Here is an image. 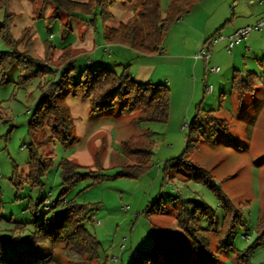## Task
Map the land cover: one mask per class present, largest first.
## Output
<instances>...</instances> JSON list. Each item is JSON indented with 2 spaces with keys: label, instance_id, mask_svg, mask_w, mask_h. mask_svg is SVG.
<instances>
[{
  "label": "rangeland",
  "instance_id": "1",
  "mask_svg": "<svg viewBox=\"0 0 264 264\" xmlns=\"http://www.w3.org/2000/svg\"><path fill=\"white\" fill-rule=\"evenodd\" d=\"M110 1L114 16L107 23L108 27H117L139 12L141 0ZM160 2L165 13L170 0ZM203 3L204 7L214 5L215 14L221 15L219 21H224L219 28L233 17V13L238 15L241 11L235 6V0H204ZM243 4H247L246 1ZM100 12L97 7L95 13L99 15ZM9 14L17 15L11 25V35L15 39L29 28L27 36L33 40L30 54L34 58L44 57L46 41L57 47L58 56L64 48L71 46L75 67L73 77L78 82L87 66L95 69L105 65L123 73L129 63L115 48L111 55L108 51L104 52L105 27L99 16L91 23L92 16L70 15L65 8L57 9L53 0H38L36 4L31 0H9L6 9L0 11V54L13 51L1 31ZM233 21L229 20L222 31L232 28ZM67 24L69 27L63 31ZM255 32L264 36L262 31ZM244 41L241 53L237 52L239 44L231 51L223 44H217L205 64V60L194 59L201 46L187 60L189 75L192 73L191 66L198 63L196 70L202 86L199 100H203V104L199 100L197 102L205 111L216 110L218 117L228 121V133L220 131L214 137L203 138L190 158L193 164L212 175L215 183L247 221V229L242 226L236 229L232 237L233 246L229 250L218 252L219 241L216 234H212V250L216 252L217 264H236L238 255L255 243L256 226L264 211V45L248 51L249 42ZM179 47L182 51L183 46ZM20 49L24 50V47ZM214 66L220 67V72H211ZM65 68L27 82L24 80L26 66L18 60L5 70L3 77L0 72V252L15 257L25 246L24 239L33 231V221L46 214L48 217L52 215L48 212L50 205L47 201L56 200L62 191L60 164L63 159L74 160L85 170H96L99 157L103 172L113 176L92 186L81 182L65 197L91 206L93 222L87 223V228L100 244L99 259L95 264H131L135 253L143 255L150 248L161 228L185 237L174 209L180 200L193 207L198 202L208 205L215 211L216 224L220 227L224 209L215 192L204 182L195 180L186 170L169 168L166 172L169 161L185 152L188 126L196 116L199 104L193 105L187 117L186 112L180 110L178 100L173 103L168 122L135 125L131 122L133 115L118 108L90 115V100L69 94L62 104L73 118L71 135L74 141L70 146L60 139L45 145L39 154H52V164L40 185L32 186L27 182L31 150H39L30 133L29 123L40 103V86L57 79ZM235 69L243 75L249 72L258 75L256 91L241 99L231 95ZM166 85L169 87V84ZM208 87L212 88L209 93ZM201 117L204 119V114ZM203 125L208 133L206 121ZM144 133H150L154 142L150 169L138 178L114 177L129 164L122 141L134 134ZM245 235L251 238L246 240ZM189 244L191 257L197 259L192 243ZM123 245L125 248H122ZM50 249L52 247L46 245L43 253H48ZM54 250L62 264H77L65 256L62 244ZM251 260L255 264H264V244L253 250Z\"/></svg>",
  "mask_w": 264,
  "mask_h": 264
},
{
  "label": "trees",
  "instance_id": "2",
  "mask_svg": "<svg viewBox=\"0 0 264 264\" xmlns=\"http://www.w3.org/2000/svg\"><path fill=\"white\" fill-rule=\"evenodd\" d=\"M31 1L34 4L38 3V0ZM53 1L57 9L65 8L70 15L92 16L91 23L99 16L105 27V43L128 47L139 55H158L162 53L174 23L189 14L202 0H170L165 15L160 0H141L138 14L117 27L107 26L114 16L110 0ZM8 3L9 0H0V11L6 9ZM97 7L101 11L99 15L95 13ZM16 18L17 15L9 14L1 26L4 40L13 47V51L0 54L2 77L5 70L16 60L26 66L27 74L24 76L26 82L38 76L55 74L60 68L66 67L57 79L40 86V103L29 123L30 133L39 149L31 150L27 182L32 186L42 183L43 175L52 164V154L40 155L39 151L58 139L64 140L68 146L74 141L71 135L73 118L62 104V100L69 94L89 99L91 114L118 108L121 112L132 114L131 122L135 125L169 121L171 89L167 85L137 82L130 74L131 64L125 66L123 73H118L105 65L95 69L87 66L78 82L73 77L75 67L71 46L64 48L62 54L58 56L57 47L51 41H46L44 57L34 58L30 54L33 40L27 36L29 28L24 29L18 39L11 35V25ZM68 27L69 24L65 25L63 31ZM220 30L221 28L217 30L216 35ZM22 46L24 50L20 49ZM257 78L255 72L243 75L241 71L236 70L232 78L231 94L241 99L255 92ZM201 114H204V119ZM204 121L209 126L208 133L204 129ZM188 129L185 152L179 158L169 161L166 172L169 168L183 169L190 172L195 180L208 185L219 198L224 209V218L218 227L215 211L208 205L198 202L193 207L180 200L174 209L178 225L185 237L161 228L150 248L143 255L136 253L131 264H217L216 252L212 250V234H216L219 241L217 251L220 252L232 248V237L239 226L247 229V221L240 209L224 194L212 175L204 168L193 164L190 158V155L198 150L203 138L214 137L220 131L228 133V121L218 117L216 110L205 111L199 103L197 114ZM122 148L129 159V164L123 166L114 177L138 178L150 169L154 155V142L150 138V133L130 136L123 141ZM96 164L98 169L85 170V167L74 160L63 159L60 164L63 188L58 198L50 203L48 212H52V215L48 217L46 214L33 221V231L24 239L25 246L15 257L0 252V264H62L54 250V247L60 244L63 245L65 256L77 264L97 262L100 244L97 237L87 228V223L93 222L91 206L79 203L76 199L65 198L81 182H88V186H92L113 177L103 172L99 157ZM256 233L255 243L245 253L238 255L236 264H255L251 260L253 250L264 244V211L259 217ZM190 242L197 259L191 257ZM46 245L52 249L44 254L43 249Z\"/></svg>",
  "mask_w": 264,
  "mask_h": 264
},
{
  "label": "crops",
  "instance_id": "3",
  "mask_svg": "<svg viewBox=\"0 0 264 264\" xmlns=\"http://www.w3.org/2000/svg\"><path fill=\"white\" fill-rule=\"evenodd\" d=\"M243 1H246L247 4H243ZM203 2L204 0L198 3L189 14L179 18L174 23L166 38L162 53L158 55H139L136 51L121 45L105 43L103 46L105 50L108 45L112 50L115 48L117 53L119 52L122 57L128 59V64H131L130 74L137 82L169 84L171 88V114L173 112V103H177L178 100L181 104L180 110L182 109L183 112H186L187 117L190 116L193 105H198L200 102L203 104V100H199L202 86L196 70L198 63L191 66V75L187 74L189 68L187 66V60L189 58L191 59L190 55L195 53L204 43L216 35L217 30L220 28L221 34L230 35L242 27L256 24L264 15V0H235V6L241 8V11L238 12V15L233 13V17L229 19L230 21L234 20L232 28L227 29V31H222L229 20L219 28L224 21H219L221 15L219 13L215 14L216 8L214 5L204 7ZM163 15H165L164 12ZM224 17H226L225 14ZM246 41L250 45L247 47V50L250 51L251 49H255L253 47H261L264 45V36L253 31ZM244 42L239 43L237 47L238 53L242 52ZM220 44H223V47H227L228 42L227 40H223L218 43V45ZM180 45L183 46L182 49L184 51L179 50L181 48L179 47ZM187 50L190 52H186ZM104 52L107 53V50ZM206 62L205 60L204 63L206 64ZM236 70L238 69L234 71ZM208 90L211 92L212 88L208 87ZM198 100L200 102H197ZM90 115L95 114L90 113Z\"/></svg>",
  "mask_w": 264,
  "mask_h": 264
},
{
  "label": "built area",
  "instance_id": "4",
  "mask_svg": "<svg viewBox=\"0 0 264 264\" xmlns=\"http://www.w3.org/2000/svg\"><path fill=\"white\" fill-rule=\"evenodd\" d=\"M253 31H262V32H264V15L260 19V21H258L256 24L242 27V28L236 30L235 32H233L230 35H224V34H221V33L217 34L212 39H210L209 41L204 43V45L201 47L200 51L195 54L194 58L196 60L203 59V60L208 61L210 59L211 54H212L213 48L220 41H223V40H227V42H228L227 48H228V50L231 51V50H233L235 48V46L237 44H239L240 42L246 40ZM106 50L109 52L110 55L113 53V50H112V48L109 45L106 48ZM219 70H220V68L218 66H214V67L211 68L212 72L218 73ZM209 91L210 90H208V92ZM47 203H49V205H50L51 201L48 200ZM244 238L246 240H249L251 238V236L250 235H245ZM122 248H125V245H123ZM135 255H136V253H135Z\"/></svg>",
  "mask_w": 264,
  "mask_h": 264
}]
</instances>
